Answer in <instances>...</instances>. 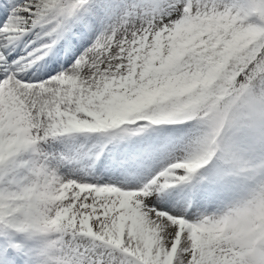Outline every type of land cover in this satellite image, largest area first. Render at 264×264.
<instances>
[{
    "label": "snow or ice",
    "instance_id": "obj_1",
    "mask_svg": "<svg viewBox=\"0 0 264 264\" xmlns=\"http://www.w3.org/2000/svg\"><path fill=\"white\" fill-rule=\"evenodd\" d=\"M0 264H264V0H0Z\"/></svg>",
    "mask_w": 264,
    "mask_h": 264
}]
</instances>
